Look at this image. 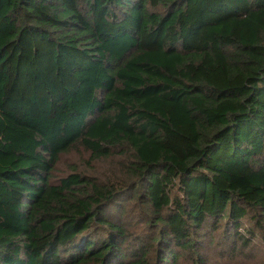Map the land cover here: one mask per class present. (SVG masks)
<instances>
[{
  "label": "trees",
  "instance_id": "16d2710c",
  "mask_svg": "<svg viewBox=\"0 0 264 264\" xmlns=\"http://www.w3.org/2000/svg\"><path fill=\"white\" fill-rule=\"evenodd\" d=\"M76 147L110 168L56 179ZM253 243L264 0H0V264H216L201 251Z\"/></svg>",
  "mask_w": 264,
  "mask_h": 264
},
{
  "label": "rangeland",
  "instance_id": "374dc122",
  "mask_svg": "<svg viewBox=\"0 0 264 264\" xmlns=\"http://www.w3.org/2000/svg\"><path fill=\"white\" fill-rule=\"evenodd\" d=\"M110 166V159L92 158L87 151L76 147L60 156L53 175L56 179L62 178L71 172L95 175L99 174L100 170L102 172L108 170ZM216 234L218 235V233ZM224 238L223 236V242H225ZM255 243L258 244L259 242ZM255 243L251 244L245 251L237 252V254L233 255L229 253L223 256L217 252H211V250L206 251L205 249L201 252L202 254L207 252L206 254H208L207 256L211 263L215 261L221 264H264V245H255Z\"/></svg>",
  "mask_w": 264,
  "mask_h": 264
}]
</instances>
